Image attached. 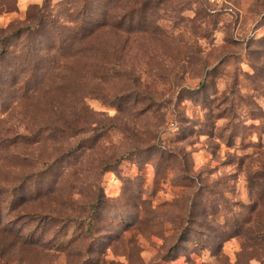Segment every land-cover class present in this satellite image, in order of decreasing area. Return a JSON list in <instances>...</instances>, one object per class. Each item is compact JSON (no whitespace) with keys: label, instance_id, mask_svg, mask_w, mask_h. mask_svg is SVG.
Segmentation results:
<instances>
[{"label":"rangeland","instance_id":"obj_1","mask_svg":"<svg viewBox=\"0 0 264 264\" xmlns=\"http://www.w3.org/2000/svg\"><path fill=\"white\" fill-rule=\"evenodd\" d=\"M0 264H264V0H0Z\"/></svg>","mask_w":264,"mask_h":264},{"label":"trees","instance_id":"obj_2","mask_svg":"<svg viewBox=\"0 0 264 264\" xmlns=\"http://www.w3.org/2000/svg\"><path fill=\"white\" fill-rule=\"evenodd\" d=\"M125 16V15H124ZM122 20H124V18L122 19ZM116 21V20H115ZM117 22V21H116ZM122 23H124V21H118V25H121ZM104 26V25H103ZM99 27L97 26L96 27V29H98ZM95 29V28H94ZM93 29V30H94ZM130 29H128L127 31H129ZM92 32V31H91ZM90 35V33H88V34H84V33H82L81 34V37H80V39H83V38H86L87 39V37Z\"/></svg>","mask_w":264,"mask_h":264}]
</instances>
